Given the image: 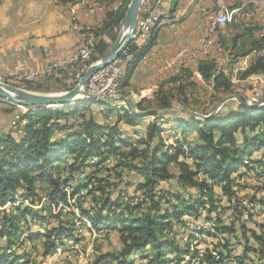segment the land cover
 I'll list each match as a JSON object with an SVG mask.
<instances>
[{"label": "trees", "instance_id": "obj_1", "mask_svg": "<svg viewBox=\"0 0 264 264\" xmlns=\"http://www.w3.org/2000/svg\"><path fill=\"white\" fill-rule=\"evenodd\" d=\"M56 1L75 4L81 0ZM129 1L123 0L116 13L108 12L106 22L98 28L100 38L94 60L110 48ZM257 29L251 24L233 34L227 73L217 69L214 59L198 62L197 72L212 86L215 101L219 94L234 92L229 73L241 58L247 57L248 64L236 72L238 79L257 75L264 78V34L256 37ZM155 34L153 30L141 46L128 44L126 50L132 56L120 81L123 94L136 66L153 47ZM191 77L192 72L183 68L171 80L176 83L174 87L160 86L154 96V109H187L195 87ZM28 84L31 83L24 88L33 90ZM56 88L62 90L58 85ZM189 90L192 91L188 93ZM26 107V112L13 109L14 115L19 114L15 126L19 136L0 135V206L10 202L0 211V238H4L0 264L25 261L28 264L27 254L19 252L24 239L21 240L17 229L30 216L31 207L12 205L15 196L27 199L31 205L38 204L42 197L53 203L67 202L65 189L72 187L71 194L79 190L72 185L71 174L83 170L93 156L113 157L115 163L96 167L87 175L82 187L90 186V189L86 202L79 203L80 213L95 230L116 232L119 248L96 255L90 264H181L184 256L188 257L186 264H264V221L255 220L254 210L258 213V209L253 205L259 202L257 193L264 194V184L259 181L264 173V153L260 154L264 151V106L249 108L238 104L236 109L226 111L222 106L207 120L187 114L153 113L152 121H147L150 116L133 114L128 107L119 109L91 102H82L71 109L69 106ZM136 107L148 109L141 103ZM82 110V122L69 132V116ZM210 110L203 114H209ZM164 124H173L166 135L162 134ZM123 125L131 127V131L123 132ZM135 128L143 133L139 140L131 137ZM122 134L127 137L121 139ZM165 138L172 143H165ZM117 143L127 151L116 146ZM184 146L188 147L187 151ZM68 159L71 163H67ZM245 160L249 162L246 164ZM126 173L132 175L131 186L125 184L115 192L113 188L123 183ZM245 176L259 181V186L256 184L258 190L254 196L243 200L238 193L243 190L239 181ZM204 177L213 183H207ZM215 186L225 196L223 200L217 196ZM131 187L134 191L130 195L126 189ZM230 209L231 221L223 216ZM33 213L31 221L43 222L45 231L29 235V239L43 237L44 255L55 253L70 240L78 241L70 219L61 213L50 214L49 218L38 210ZM187 218L196 222L195 232ZM198 221L213 223L216 234L211 236L218 235L202 254H199L200 245H192L197 239L195 235L207 233ZM251 221L254 226H246ZM8 250L12 251L7 253ZM132 254L137 255L136 260L131 258Z\"/></svg>", "mask_w": 264, "mask_h": 264}, {"label": "crops", "instance_id": "obj_2", "mask_svg": "<svg viewBox=\"0 0 264 264\" xmlns=\"http://www.w3.org/2000/svg\"><path fill=\"white\" fill-rule=\"evenodd\" d=\"M239 1L241 0H225L229 5L237 4ZM85 2L86 0H81L75 4H63L56 0H0V63L9 68L38 70L53 59L69 57L79 44V39L72 30L74 15L80 22L101 27L110 12L107 8L103 13L88 14L84 7ZM157 2L161 9L159 21L162 24L156 30L155 43L136 66L130 77L129 86L123 89L135 104L141 103L148 109L156 107L154 96L160 86L174 87L176 84L171 80L179 75L177 66L165 68L167 59L181 48L199 47L207 19L215 12L213 0H142L138 18H142L146 11L155 6ZM167 20H170L169 23L166 22ZM247 23L258 27L255 31L256 37L264 34V24L258 22L256 18ZM229 25L233 24L224 26L222 31L227 34L231 33L232 36L240 31L238 27L237 30L231 31L232 29L227 27ZM213 43L214 40L208 52L200 56L198 60L214 59L217 69L227 73L218 66L216 47H213ZM186 69L192 72L191 80L195 86L199 88L205 86L211 93L213 101L215 97L213 98L212 86L201 78L197 72V64L189 62ZM238 70H244V68L234 65L233 72L236 73ZM0 74H3L1 67ZM38 81L48 84L53 82L51 79H39ZM220 95L222 94L218 97ZM199 99L200 102L191 100L187 109L201 114L207 112L210 109L209 101L201 97ZM228 102L224 105V111L237 108L238 103L229 106ZM211 107L210 112L214 105ZM15 108L11 105L0 104V135L9 133L14 137L19 136L20 132H16V127L11 125ZM152 120L153 117L150 115L147 121ZM121 129L123 132L131 131V127L127 125H123Z\"/></svg>", "mask_w": 264, "mask_h": 264}, {"label": "built area", "instance_id": "obj_3", "mask_svg": "<svg viewBox=\"0 0 264 264\" xmlns=\"http://www.w3.org/2000/svg\"><path fill=\"white\" fill-rule=\"evenodd\" d=\"M213 1L215 12L212 16L207 19L205 32L203 37L201 38L200 46H187L176 51L165 62V68H172L177 66V72L179 74L180 70L186 68L189 62H194L198 65L199 57L208 52L210 46L212 45L217 30H222L224 26L228 24H238L243 22L245 23L244 25H249V23L247 22H250L255 18L258 22L264 24V0H241L234 5H228L225 0ZM122 6L123 0H111L109 3H106L103 0H86L84 4V7L88 14L103 13L107 8H109L110 12L116 13ZM160 14L161 9L159 3L157 2L155 6L149 8L146 11V14L142 18H138L130 43H133L137 46L145 44L151 37L152 31L157 30L158 27L162 24V22L159 21ZM169 21L170 20H167L166 22L169 23ZM104 22H106V19L104 20ZM98 28L99 27H95L78 21L77 17L74 15L72 21V30L76 33L79 39V44L69 57L53 59L49 61L42 69L38 70H21L18 67L9 68L5 64L0 63V67L3 74L9 77L8 82H6L1 77L0 81L24 88L25 84L38 81L39 79H51L56 82L58 86L61 87L62 92L72 89L76 85L78 80L83 76V74L100 59L98 58L94 60V57L96 56V44L100 38L98 35ZM131 56L132 54L125 49L110 64L95 71L83 86V90L102 99H109L119 96L121 94L120 81L125 74V66ZM243 61L244 68H246L247 57ZM10 78H12L11 81ZM191 91L192 90H189L188 93H190ZM260 99L261 97H259V94L256 93L254 96L248 99V102L250 104H259ZM2 103L7 104L0 100V104ZM112 105L115 108L119 109L127 108L126 103L124 101L114 102ZM68 106L71 109L75 105ZM82 112L84 111H78L69 116V132H73L74 130H76L82 122L80 118ZM18 120L19 114H15L13 116L11 124L16 126ZM172 125L173 124H164L162 128L165 131L162 134L164 135L169 133V128ZM58 136L60 135L58 134ZM142 136V131L136 130L133 134L134 139H132L139 140ZM119 137L121 139H125L127 136L126 134H122ZM168 140L171 141V139ZM116 146H120L123 149L121 143H117ZM183 148L185 151L188 150L187 146H184ZM113 159V157L100 159L98 156H93L88 160L87 165L83 170L73 172L71 174V183L73 186L75 185L79 190L77 191V193L71 194V192H73V188L67 187L65 189L67 193V202L59 201L58 203H53L48 198L42 197L38 204L31 205V203L27 199L16 195L15 201L12 203V205L23 204L26 206H30L31 208H40L47 205L51 207L52 213L54 214L64 212L71 216L70 221L74 227V233L76 237L78 235H81L86 230V228L89 229L91 233H96L97 230L92 227L90 221L84 218L80 213V199L85 200L88 195V190L90 189V186L82 187V184L84 183L87 175L92 172L96 167L110 165ZM67 161V163H71L69 159ZM248 162V160L244 161V163L246 164ZM204 179L209 184L213 183V181L208 177H204ZM259 181L264 184V173L261 174V176L259 177ZM9 205L10 202H8L4 206H0V211ZM257 209L258 213L264 220V195L262 196V199L260 200ZM244 214L246 213L244 212ZM189 227L194 232L196 231V227L192 223L189 224ZM203 228L207 230V233L195 235L197 236V239H199L198 237L205 238V236L212 237L211 234H216L213 223H206V226H203ZM215 236L218 235H214L213 237ZM216 238L218 239V237ZM209 245H206L205 248ZM78 247L79 244L77 242L76 244L74 243V245L72 246V248L76 251L79 249ZM60 250L63 249L58 248L56 252ZM203 250L204 248L200 249L199 254H202ZM11 251L12 250H8L7 253H10ZM131 258L136 260L137 255L132 254ZM27 261L29 262L30 258H28ZM25 262L22 264H26Z\"/></svg>", "mask_w": 264, "mask_h": 264}, {"label": "rangeland", "instance_id": "obj_4", "mask_svg": "<svg viewBox=\"0 0 264 264\" xmlns=\"http://www.w3.org/2000/svg\"><path fill=\"white\" fill-rule=\"evenodd\" d=\"M244 24L245 23L242 22V23H238V24L229 25L227 27L229 29H232L231 31H233V29L237 30V26H239L240 28H238V29L241 30V28L246 27ZM118 32H119V30H118ZM118 32H117V34H118ZM222 32L223 31L221 29L217 30V32L214 36L213 47H216L215 54H216V59H217L219 68L228 72V69H229L228 64L231 60V57L229 55L228 50H229L230 39H231L232 35H231V33L227 34V32H223V33ZM243 60H245V58H241L239 60L240 64L236 63L235 65H237V67L243 69L244 68V61ZM229 75L233 81V86H234V92L233 93H238V94L244 96L247 99V101L252 96H254L256 93L259 94V97L263 96V94H264V78L262 76L257 75V76L249 77V78L244 79V80H240V79H238V77L236 76V73H234V72L229 73ZM0 77L2 79H4L6 82L9 81V77L5 74L4 75L0 74ZM11 80H12V78H10V81ZM56 86H57V84L54 82H51L48 84V83H41L39 81H35V82H32L31 84H28V87H31L33 89V91L41 92V93H56V92H58V91H56V89H57ZM229 94H232V93H229ZM226 95H228V94L220 95L219 97H216V98L220 99V97L222 98ZM200 97H201V99L209 101V105H210L209 107L210 108H211V106L216 105V104H214L216 101L215 100L212 101L211 93L206 89L205 86L200 87V88L195 86L194 87V94H193V96L190 97V101L191 100L192 101L197 100L198 102H200V99H199ZM77 100H79V99H77ZM235 103H237L236 100H230L227 104L230 106V105H234ZM67 105H75L76 106L77 104L76 103H69ZM224 105H225V103L223 104V106ZM145 106H147V104H145ZM22 107L23 108H21V107H16V108H18L21 112H23V111L26 112L28 110L26 106H22ZM209 110H207V111H209ZM12 120H13V118L11 119V121ZM110 122H112V121L108 120V123H110ZM13 127H14V125H13ZM129 135L131 136V134H129ZM131 137L134 139L133 136H131ZM165 143L171 144L172 140L169 141L168 138H165ZM123 150H127V149H123ZM263 153H264V151L260 152V154H263ZM114 163H115V159H113V161L110 165H112ZM121 172H123V174H124L125 171H121ZM112 173L114 175H116L115 171H112ZM113 174L111 175V177H113ZM126 174L122 178L123 183L120 184L119 187L113 188V190L115 192H117L121 188H123V185H125V184L126 185L130 184L129 186H131V184H132V182H131L132 177L131 176L132 175H130V174L126 175ZM239 183L242 186L243 190H242V192L238 193V196L240 198H242L243 200L249 199L250 197H252L256 194L258 189L255 188V186L256 187L259 186V184H258L259 181L254 180L252 177L245 176L243 179H241L239 181ZM256 184H258V186ZM126 190H127L126 193L128 192L130 195L134 191V189L132 187L127 188ZM215 192H216L217 196H219L221 198V200H223L225 198V196L222 195V192L220 191V188L218 186H215ZM263 195L264 194H261L260 192L257 193L256 197L259 198L258 199L259 202L262 199ZM137 196H141V195L138 193ZM82 202H86V200L80 199L79 203H82ZM259 202H255V204H253V205H255L258 208ZM222 203H223V206H226L224 201ZM30 209L31 210L28 211V214L30 216L34 215L33 211H35V210H38V212L46 214L48 218H49V216H51L50 214H54V213H52L51 207L48 208L47 206L46 207L43 206L40 208L35 207V208H30ZM39 210H41V211H39ZM231 211H232L231 209L227 210L223 214V216H224V218H226V220H230V221L232 220L231 219L232 218ZM254 213H255L254 214L255 220L257 222L262 221L261 215L259 213H256L255 210H254ZM61 214L64 218H69L71 220V216L69 214L64 213V212ZM30 216H28L26 218L29 221L27 222L26 219H24V221L21 222V224H20L21 227L17 229V233L20 235L19 237L21 238V240L24 239V242H23L24 244L22 245L21 250H19V252H20V254H24V253L27 254L28 258H30V261L28 262V264H90L96 255L104 253V252L115 251V250H118V248H119L118 234L116 232H108V230H105V231L100 230L101 232L96 231V233H91V231L86 228V230L81 235H78L77 237L75 236V233H74L75 238L78 240L77 243L79 244V247H78L79 249L77 251L72 248V246L74 245V243L76 244V242H73L70 240V241H68V243L65 244L64 247L60 248L63 250L57 251V252L50 254V255H44L42 253L43 252V241H44L43 237L38 235V237H36L33 240L29 239V237L34 235L36 232H38L37 234H40V233L42 234L45 231V226L43 225V222H40V223L32 222ZM200 221H198V223H200L202 226H206V222H200ZM187 223L188 224L192 223L193 225L196 224V222L191 218H187ZM247 224L248 225H246V226H248V227L254 226L252 221L248 222ZM34 236H36V235H34ZM199 236H201V235H199ZM198 238L199 239H196L192 243V245H194V244L200 245L198 247L199 249L205 248L206 245L211 244L212 241L214 240V239H212V238H214L213 236L212 237L205 236V238H203V237H198ZM200 240H201V242H199ZM239 240H240V238H239ZM3 243H4V238H0V250L3 247L2 246ZM210 246L211 245H209V248H210ZM187 258H188L187 256H184V260L181 261V264H186V262L188 260ZM137 264H138V262H137ZM193 264H195V263H193Z\"/></svg>", "mask_w": 264, "mask_h": 264}, {"label": "water", "instance_id": "obj_5", "mask_svg": "<svg viewBox=\"0 0 264 264\" xmlns=\"http://www.w3.org/2000/svg\"><path fill=\"white\" fill-rule=\"evenodd\" d=\"M141 1L142 0L129 1L115 41L108 49V51L83 74V76L78 80V82L72 89L64 92L58 91L56 93H41L0 81V100L13 106L22 107L31 105L38 106L42 109L60 106L67 107V104L69 103H76L77 105H79L82 102H91L93 104L108 106L112 105L114 102L124 101L130 111L137 116L147 117L153 113L187 114L200 120H207L211 118L220 110L224 103L230 100H236L238 104L249 108H259L264 106V94L261 97L259 104H250L244 96L238 93H232L220 98L211 113L206 115L188 110L186 108L163 110L153 108L147 110H138L135 102L130 98L129 95L120 94L117 97L102 99L84 91L83 86L92 76V74L114 61L126 49L128 44H130L133 31L136 27ZM78 94H82V97L77 98L79 100L76 99V96Z\"/></svg>", "mask_w": 264, "mask_h": 264}, {"label": "bare ground", "instance_id": "obj_6", "mask_svg": "<svg viewBox=\"0 0 264 264\" xmlns=\"http://www.w3.org/2000/svg\"><path fill=\"white\" fill-rule=\"evenodd\" d=\"M80 97H82V94H78V95L76 96V99H77V98H80Z\"/></svg>", "mask_w": 264, "mask_h": 264}]
</instances>
